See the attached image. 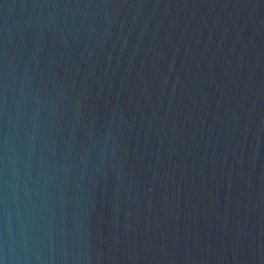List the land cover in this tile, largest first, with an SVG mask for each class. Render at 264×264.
Segmentation results:
<instances>
[{
	"label": "water",
	"instance_id": "obj_1",
	"mask_svg": "<svg viewBox=\"0 0 264 264\" xmlns=\"http://www.w3.org/2000/svg\"><path fill=\"white\" fill-rule=\"evenodd\" d=\"M0 264H264V0H0Z\"/></svg>",
	"mask_w": 264,
	"mask_h": 264
}]
</instances>
